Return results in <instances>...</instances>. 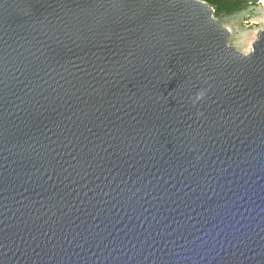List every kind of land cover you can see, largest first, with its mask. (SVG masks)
Returning a JSON list of instances; mask_svg holds the SVG:
<instances>
[{"label": "water", "instance_id": "95a60500", "mask_svg": "<svg viewBox=\"0 0 264 264\" xmlns=\"http://www.w3.org/2000/svg\"><path fill=\"white\" fill-rule=\"evenodd\" d=\"M206 0H0V264H264V27Z\"/></svg>", "mask_w": 264, "mask_h": 264}, {"label": "rangeland", "instance_id": "374dc122", "mask_svg": "<svg viewBox=\"0 0 264 264\" xmlns=\"http://www.w3.org/2000/svg\"><path fill=\"white\" fill-rule=\"evenodd\" d=\"M214 15L230 27V44L249 53L264 27V0H213Z\"/></svg>", "mask_w": 264, "mask_h": 264}, {"label": "trees", "instance_id": "16d2710c", "mask_svg": "<svg viewBox=\"0 0 264 264\" xmlns=\"http://www.w3.org/2000/svg\"><path fill=\"white\" fill-rule=\"evenodd\" d=\"M206 1H208V2L210 3V2L213 1V0H206Z\"/></svg>", "mask_w": 264, "mask_h": 264}]
</instances>
